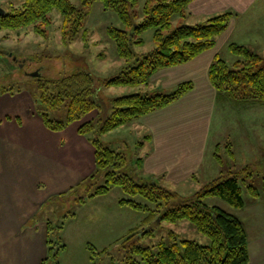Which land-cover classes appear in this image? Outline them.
Here are the masks:
<instances>
[{"label":"rangeland","instance_id":"1","mask_svg":"<svg viewBox=\"0 0 264 264\" xmlns=\"http://www.w3.org/2000/svg\"><path fill=\"white\" fill-rule=\"evenodd\" d=\"M13 1L0 0V6L6 9ZM71 1L86 9V40L80 36L72 43H63L60 31L61 18L56 11L50 14L51 22L44 25V35L36 34L31 27L0 31V88L7 89L4 92L0 90V135L6 136L0 144V163L5 162L9 165L10 171L7 170V174L12 176L21 173L20 180L26 183L23 151L15 133L18 131L19 122H22L24 127L20 131L29 129V117L33 112L40 117L34 106L38 94V78L57 79L63 74L78 69L88 71L98 87L93 98L99 105L98 110H93L81 120L73 122L63 132L65 142H76L79 157L71 159L67 157V161L64 162L62 177L65 180L61 185L66 189L54 194L51 187L47 186L46 199L35 207L32 216L28 217L27 212H24L23 208L19 209L17 205L11 212L15 216L7 215L6 195L2 194L0 175V258H4L7 264H14L11 260L14 261L19 257H22L23 261L39 260L38 264H40L42 259L51 255L50 247L57 249L58 246L64 245L65 247L58 248L57 252L54 250L47 264H91L90 257H93L94 264H124L126 253L122 241L134 228L138 230L135 242L142 247L154 249L159 241L168 242L171 239L169 234L171 231L179 240L191 239L202 245L209 243V238L199 232L188 220L171 223L155 220L150 225L152 231L148 233L149 226L142 223L145 213L120 205L119 200L126 195L119 187H113L104 195L89 196L104 181L101 176L96 178L98 172H95L97 175L93 174L94 176L90 177L95 169L93 139L97 136L95 130L78 135L77 128L90 122L96 129L109 116L114 97L142 92L143 89L140 91V88L143 86H99L101 80L117 75L128 64L126 59L118 56L115 44L106 32L108 26L125 28V25L115 12L103 9L99 0L93 1L88 6H83V0ZM143 1L140 0L134 8L137 14L136 21L142 18ZM183 21L184 19L179 16H174L170 30L183 24ZM187 21L190 22L191 19ZM235 23L232 38L241 40L255 38L257 31L264 30V0L260 6L239 16ZM141 38L143 43L133 46L134 53L138 55L145 54L154 47L153 29L143 31ZM261 38L264 42V35ZM228 45L226 41L218 46V55L229 66H233L236 60H241L242 57L231 52ZM259 54L264 55L263 48ZM154 90L157 89L150 92ZM164 90L173 91L170 88ZM67 102L68 100L62 108L50 111L49 117L63 120L67 114ZM136 127V122L132 121L98 135L101 145L125 156V171L134 176L139 173L136 158L142 156L140 143L144 141L142 134L138 137ZM7 136L12 140L8 147ZM214 143L218 145L216 159L223 164L220 170L226 172L248 165L253 168V176L247 182L259 189L262 188L264 104L217 101L209 121L208 146ZM15 150L20 155V159L16 158ZM207 166L208 164L204 163L202 170ZM201 178V181L198 178V182L188 181L177 185L180 194L189 196L202 188L206 183V177L202 174ZM13 188H16L15 185ZM241 188L243 198L248 201L250 197L243 183ZM20 192H23L22 188ZM139 200L144 202L142 199ZM206 201L210 205L231 210L233 214H240L245 222L251 221L255 216L250 214V217L245 218L246 210L238 212L236 208L218 197H210ZM122 209H127L125 211L129 212H124ZM40 222L47 223L52 229L46 230L43 234L45 228L39 226ZM256 222L257 228L259 224L264 227V210L261 213L257 212V217L252 219V223L256 224ZM29 228L35 232H30ZM17 231L20 233L17 234Z\"/></svg>","mask_w":264,"mask_h":264},{"label":"trees","instance_id":"2","mask_svg":"<svg viewBox=\"0 0 264 264\" xmlns=\"http://www.w3.org/2000/svg\"><path fill=\"white\" fill-rule=\"evenodd\" d=\"M93 1L96 0H83L82 4L88 6ZM99 1L103 9L115 12L125 25V28L108 26L106 32L114 42L118 56L128 61L117 75L101 80L99 86L102 87L147 85L158 70L189 62L215 46L218 36L226 30L233 15L232 12L225 11L212 15L203 22L190 24L184 21L190 14L188 6L192 0H144L142 18L136 21L134 8L140 0ZM5 11L0 16V31L31 27L36 34L44 35V25L51 22L50 14L56 11L61 18L63 43H72L80 36L86 40V9L75 5L71 0H14ZM174 16H179L184 21L170 30ZM149 28L153 29L154 47L145 54H135L133 46L143 43L141 34ZM228 48L242 59L229 66L216 54L207 71L209 82L218 98L264 104V55L234 42L229 43ZM37 87L35 111L40 114L44 126L51 131H61L69 124L81 120L89 112L98 110V102L93 98L98 87L88 71L78 69L57 79L38 78ZM192 88V82L187 81L177 85L171 92L154 90L114 97L109 116L96 129L90 122L78 128L79 134L95 130L97 136L93 139L95 169L90 177L98 172L96 178L101 176L104 181L95 188L90 197L104 195L113 187H119L126 195L119 200L120 205L144 212L142 223L149 226L148 233L152 231L150 225L155 220L170 223L188 220L209 238V243L202 245L191 239L179 240L171 231L168 242L161 240L152 249L136 244L138 230L134 228L122 241L126 253L124 264L248 263V241L242 221L220 206L208 204L206 200L218 197L230 206L241 209L245 206L241 183L245 185L249 196L264 197V179L261 189L247 182L253 176L252 167L246 165L221 172L192 195L182 196L152 178L140 174L134 176L125 171V156L98 141V135L164 108ZM0 90L4 92L7 89L1 87ZM66 100V117L63 120L50 118L49 112L62 108ZM141 161V157L136 158L138 169ZM50 229L52 228L48 226L47 230ZM64 247H50L51 255L42 259L40 264H47L54 250L57 252L58 248ZM90 260L94 264L93 257Z\"/></svg>","mask_w":264,"mask_h":264},{"label":"crops","instance_id":"3","mask_svg":"<svg viewBox=\"0 0 264 264\" xmlns=\"http://www.w3.org/2000/svg\"><path fill=\"white\" fill-rule=\"evenodd\" d=\"M261 4L262 0H192L190 2L188 6L190 14L185 18V21L191 19L190 22L187 21L190 24L203 22L208 17L225 11H230L233 15L226 30L218 36L213 48L202 52L187 63L158 70L149 83L140 88V91L143 89L142 92H150L153 89L165 92L164 89L173 90L183 82L190 81L193 84L191 90L170 105L134 120L137 124L138 137L142 134L144 139L141 143L142 161L138 174L153 178L160 185L180 194L177 185L188 181L198 182V178L201 181L202 174L203 177L205 175L207 182L210 178H214L213 175L218 176L223 172L220 170L223 166L222 161L216 159V144L208 146L211 113L217 101H222L223 98H218L217 92L209 82L207 71L213 57L218 54V46L226 41L244 45L258 54L261 53V48L264 49L261 38L264 30L257 31L255 38L247 40L232 38L236 19ZM19 124L15 136L23 151L22 161L25 164L26 183L20 180L21 173L11 176L6 173L7 170L10 171L9 165L5 162L0 163L2 194L6 195L7 215L15 216L11 212L17 205L30 217L35 207L45 201L47 186L51 187L54 194L66 189L61 185L65 180L62 177L64 162L67 161V157L78 158L79 149L76 142L67 143L62 136L73 123L61 131H51L33 112L29 117L28 130L20 131L24 127L22 122ZM76 132L79 135L78 128ZM5 138L6 136L0 135V144ZM10 142L12 140L10 136H7V147ZM15 155L17 159L21 158L17 151ZM204 163L208 166L202 170ZM14 185L16 188H13ZM42 185L44 186L41 187ZM249 197L248 201L244 199L245 206L236 210L238 212L246 210L245 218L254 214L253 219L257 217V212L261 213L264 210V197ZM125 210L127 209H122L124 212H129ZM227 211L233 214L231 210ZM234 215L242 221L246 230L249 258L247 264H264V227L259 224L257 228L258 223H252V219L245 222L240 214ZM44 224L45 222L39 223V226L45 228L43 234L48 227L47 223ZM34 228L37 231L36 225ZM28 230L35 232L32 228ZM18 233L20 232L17 231ZM42 241L45 242V239L42 238ZM11 261L14 264H38L39 262V260L23 261L22 257ZM0 264H7V262L4 258H0Z\"/></svg>","mask_w":264,"mask_h":264},{"label":"water","instance_id":"4","mask_svg":"<svg viewBox=\"0 0 264 264\" xmlns=\"http://www.w3.org/2000/svg\"><path fill=\"white\" fill-rule=\"evenodd\" d=\"M5 9L0 6V16H3L5 14Z\"/></svg>","mask_w":264,"mask_h":264}]
</instances>
